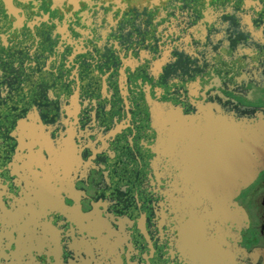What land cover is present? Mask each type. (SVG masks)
<instances>
[{
	"label": "flooded vegetation",
	"instance_id": "1",
	"mask_svg": "<svg viewBox=\"0 0 264 264\" xmlns=\"http://www.w3.org/2000/svg\"><path fill=\"white\" fill-rule=\"evenodd\" d=\"M0 12V264H264V171L205 219L198 183L156 164L150 110L264 115V0Z\"/></svg>",
	"mask_w": 264,
	"mask_h": 264
},
{
	"label": "water",
	"instance_id": "2",
	"mask_svg": "<svg viewBox=\"0 0 264 264\" xmlns=\"http://www.w3.org/2000/svg\"><path fill=\"white\" fill-rule=\"evenodd\" d=\"M26 38L20 35V41ZM150 110L156 164L172 158L186 183H198L195 205L203 207L205 219L223 222L233 198L264 171V115L236 117L202 101L189 114L169 102L153 101Z\"/></svg>",
	"mask_w": 264,
	"mask_h": 264
}]
</instances>
